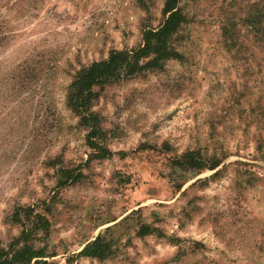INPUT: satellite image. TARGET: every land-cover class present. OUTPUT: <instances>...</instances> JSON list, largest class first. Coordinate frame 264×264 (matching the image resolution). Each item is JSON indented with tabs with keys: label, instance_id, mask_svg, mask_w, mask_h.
Returning a JSON list of instances; mask_svg holds the SVG:
<instances>
[{
	"label": "rangeland",
	"instance_id": "374dc122",
	"mask_svg": "<svg viewBox=\"0 0 264 264\" xmlns=\"http://www.w3.org/2000/svg\"><path fill=\"white\" fill-rule=\"evenodd\" d=\"M178 7L175 55L95 87L89 128L70 86L143 47L165 0H0V251L21 237L27 209L55 198L48 237L33 243L50 262L264 264V0ZM92 128L113 155L95 158ZM188 152L219 166L174 169ZM66 172L82 177L58 187ZM100 234L113 239L110 258H75Z\"/></svg>",
	"mask_w": 264,
	"mask_h": 264
},
{
	"label": "trees",
	"instance_id": "16d2710c",
	"mask_svg": "<svg viewBox=\"0 0 264 264\" xmlns=\"http://www.w3.org/2000/svg\"><path fill=\"white\" fill-rule=\"evenodd\" d=\"M178 2L179 0H165L164 13L168 17L157 31L149 30L144 34L143 47L135 50L133 54L126 51L114 52L109 59L93 63L77 75L70 86L68 105L81 117L80 121L83 126L90 128L97 121V118L86 114L95 99V87L118 81L123 74L131 76L145 69L159 68L162 62L175 55L172 40L185 22L182 11L178 7ZM143 58H150V60L145 64H139V61ZM100 134L99 129L94 128L88 135V141H91L90 147L96 151L95 158L99 159L113 155L101 142L92 141L93 138L99 137ZM106 154L108 155L106 156ZM171 164L174 169L178 168L192 173L202 172L204 169L214 170L219 166V164L215 163L209 166V162L202 157L200 152H188L171 160ZM65 174H67L66 180H61L58 187L67 185V181L70 179L79 181L82 177V174H79L71 178V172H66ZM55 200L54 198L49 203L43 202L26 210L25 218H22L24 230L21 237L9 250L0 251V264H32L33 262L36 264H58L54 261L45 260L46 258L56 257V255L50 256L45 248H35L33 245L39 239L36 235L40 232H43L44 238L48 237L50 230L48 215L53 212ZM141 231L144 235L154 232L150 227ZM20 245H22V248H16ZM114 251L113 239H107L103 234H100L95 240L88 243L80 252L75 254V258H91L104 261L110 258Z\"/></svg>",
	"mask_w": 264,
	"mask_h": 264
}]
</instances>
